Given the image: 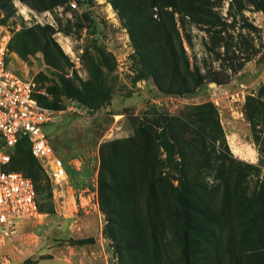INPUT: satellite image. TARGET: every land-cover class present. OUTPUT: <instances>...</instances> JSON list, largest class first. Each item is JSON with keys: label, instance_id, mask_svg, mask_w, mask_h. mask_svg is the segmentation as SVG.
Returning <instances> with one entry per match:
<instances>
[{"label": "rangeland", "instance_id": "374dc122", "mask_svg": "<svg viewBox=\"0 0 264 264\" xmlns=\"http://www.w3.org/2000/svg\"><path fill=\"white\" fill-rule=\"evenodd\" d=\"M67 1L0 0L7 65L60 105L46 132L66 170L55 185L40 167L7 165L32 180L40 209L3 235L0 255L152 264L156 230L162 264H186L185 238L192 264H264V0H80L89 11ZM37 26L45 47H22L19 34ZM162 31L175 51L159 61L163 90L137 78L147 56L135 43ZM204 105L218 127L204 126ZM233 136L254 161L232 153ZM115 236L147 252L120 255Z\"/></svg>", "mask_w": 264, "mask_h": 264}, {"label": "built area", "instance_id": "2783aa9c", "mask_svg": "<svg viewBox=\"0 0 264 264\" xmlns=\"http://www.w3.org/2000/svg\"><path fill=\"white\" fill-rule=\"evenodd\" d=\"M72 10L89 11L92 6L80 0H68ZM36 20L52 18L50 11L34 14ZM33 81L12 71L6 61V45L0 46V240L15 228L19 220L39 214L34 183L19 172L8 170L12 148L20 138L28 142L30 153L38 161L47 177L55 185L66 179L65 163L57 156L49 142L46 128L60 112L41 104ZM6 232H3L2 230ZM0 264H11L0 255Z\"/></svg>", "mask_w": 264, "mask_h": 264}, {"label": "trees", "instance_id": "16d2710c", "mask_svg": "<svg viewBox=\"0 0 264 264\" xmlns=\"http://www.w3.org/2000/svg\"><path fill=\"white\" fill-rule=\"evenodd\" d=\"M61 2H63V1H61ZM165 6H171V4L166 3ZM259 8H262V7H259ZM34 31L42 32L44 35V38H45V34H44L45 28L44 27L37 26L36 28H28V29H25V31H23V33L19 34V36H20L19 39L22 42L21 46L22 47L26 46L28 49V46L33 45L34 50L43 49L45 47V44L40 43L41 41H39V40L37 41V39L35 38V36L33 34ZM154 31H155V29H154ZM151 34H152V36L147 35V37H146L145 34H143L141 32L139 42H135L136 46H137V50L143 51V53L147 56V59H145V60L142 57V63H141V67H140V75L137 78L142 79V78H145V77L150 75L152 77L153 81L156 83V85L161 90H163V87L159 81V69L162 67L161 66L162 63H159V61H160V59L164 60L168 56L170 58L174 59L175 58V55H174L175 51L173 50L172 44L169 43L168 35L165 34L163 31H162V35H161L163 37V39H160V40L153 37V33H151ZM14 38H12L13 41H14ZM45 43H46V40H45ZM12 45H13V43H12ZM15 49H16V47H15ZM148 57H149V60H148ZM184 64L187 68V60L186 59H184ZM171 66H172L171 67L172 73L173 74L177 73V70H178L177 65L172 64ZM190 73L193 74V72H190ZM201 80H202L201 76H198V78L196 80H193V85L199 84L201 82ZM48 90L53 91V88L49 87ZM171 92H173V91H171ZM36 98L41 104H43L45 106L52 107L56 110H60V105L57 103V101H53L51 104H47L44 102L45 97L43 95L37 94ZM202 109L204 111L200 113V119L206 120V123L204 124V126H207L209 128L212 126L218 127L219 123H218L217 119L215 118L214 113L211 110L210 106L204 105V106H201L199 108V110H202ZM202 128H201V130H202ZM221 142H222V144H224V147L228 150L227 146L225 145L223 138L221 139ZM164 145H165V143H164ZM15 158L20 160V161L26 162L27 164H29V166L41 168L38 161L30 153V148H29L28 142L26 141L25 138H20L17 141V143L14 145V147L12 148L9 163L12 161V159H15ZM6 168L8 170H12V169L8 168L7 165H6ZM34 186H35V184H34ZM35 190H36V186H35ZM36 194H37V191H36ZM183 200H185V199H182L183 206H187V202L183 201ZM39 209H40V205H39ZM108 213L110 216H112V215L116 216L117 215V211L109 210ZM184 218L187 221V215H185ZM126 228L127 229L132 228V225H128V226L126 225ZM119 239L120 238L118 236H115L116 243H115L114 247L117 249V251H118L117 253L120 255L122 254V252H124L127 249L136 250L137 252H140V253L147 252V249H145L144 246L141 243H139L138 240L135 239L134 237H133L134 241L129 242L126 245H124ZM152 240H153V243H152V247L150 250L152 252V255H153L152 256V264H162V261L160 258V255L162 254L161 243H160V240L157 236L156 230L153 232ZM190 251H191V249L188 247V242L186 241V238H185L184 259H185L186 264H192ZM139 264H148V263L146 260H144L143 263L141 262Z\"/></svg>", "mask_w": 264, "mask_h": 264}, {"label": "crops", "instance_id": "0c3cea01", "mask_svg": "<svg viewBox=\"0 0 264 264\" xmlns=\"http://www.w3.org/2000/svg\"><path fill=\"white\" fill-rule=\"evenodd\" d=\"M31 224H32V220L23 219V220H19L16 223L15 228L24 230L25 228L31 226ZM12 250L14 252V258L17 260L15 263L16 264H23V262H22L23 259L21 260V258H23L22 256H24L23 255L24 253L22 254V251L16 250V248L12 249ZM28 256H32V260L34 261L33 264H38L41 260L45 259V258H38V257L35 258V254H33V253L29 254ZM36 260H38V261L36 262ZM64 260L65 261H62V262H64L65 264H72V261H70L68 258H65Z\"/></svg>", "mask_w": 264, "mask_h": 264}, {"label": "bare ground", "instance_id": "6f19581e", "mask_svg": "<svg viewBox=\"0 0 264 264\" xmlns=\"http://www.w3.org/2000/svg\"><path fill=\"white\" fill-rule=\"evenodd\" d=\"M230 147L232 153L240 159L247 160V161H254L255 160V151L250 148L249 146L247 147H240L235 144L234 142V136L230 137Z\"/></svg>", "mask_w": 264, "mask_h": 264}]
</instances>
